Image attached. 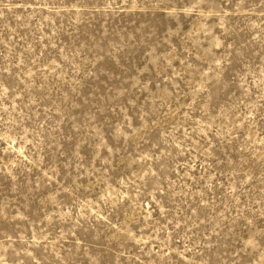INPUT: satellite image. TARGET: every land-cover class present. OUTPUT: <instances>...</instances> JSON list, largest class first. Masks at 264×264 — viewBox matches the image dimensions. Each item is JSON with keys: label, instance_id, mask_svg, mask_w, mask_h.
Returning a JSON list of instances; mask_svg holds the SVG:
<instances>
[{"label": "rangeland", "instance_id": "374dc122", "mask_svg": "<svg viewBox=\"0 0 264 264\" xmlns=\"http://www.w3.org/2000/svg\"><path fill=\"white\" fill-rule=\"evenodd\" d=\"M0 264H264V0H0Z\"/></svg>", "mask_w": 264, "mask_h": 264}]
</instances>
